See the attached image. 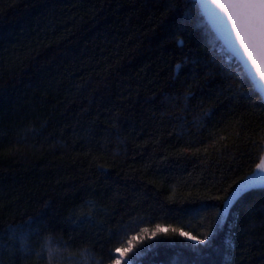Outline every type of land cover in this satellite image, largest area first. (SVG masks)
<instances>
[{"label": "trees", "instance_id": "16d2710c", "mask_svg": "<svg viewBox=\"0 0 264 264\" xmlns=\"http://www.w3.org/2000/svg\"><path fill=\"white\" fill-rule=\"evenodd\" d=\"M170 2L0 0L3 264H25L6 226L27 223L51 236L52 264H93L84 248L99 262L118 226L157 223L169 234L144 242L139 264H264V188L238 199L210 245L172 234L202 238L215 197L253 170L264 110L231 96L224 77L238 62ZM88 201L95 216L81 223L73 213Z\"/></svg>", "mask_w": 264, "mask_h": 264}, {"label": "snow or ice", "instance_id": "6c2138e0", "mask_svg": "<svg viewBox=\"0 0 264 264\" xmlns=\"http://www.w3.org/2000/svg\"><path fill=\"white\" fill-rule=\"evenodd\" d=\"M165 11L184 17L195 14L202 19H207L213 26L214 35L220 47L231 52L239 62L240 72L234 78L231 72H228L224 77L231 96L236 100L247 101L252 108L259 105V108L264 110V0H195V3L193 0H171ZM179 43L182 44L183 41H179ZM193 63H199V61H193ZM225 67L227 71L232 66L226 64ZM190 96L191 93H185V100ZM110 126L116 129L117 133L119 132L117 120L114 119ZM253 136L257 138L251 139L250 144L261 155L255 169L248 176L242 178L245 182L244 186L249 189L257 186L264 187V111L261 112V118ZM234 198L227 194L223 197H215V199L227 203L215 210L210 222L206 225L202 238H197L179 229H172V234L178 233L179 236L191 240L196 245H210V238L213 237L221 222V211H226ZM86 206L87 212L82 210L84 207L82 206L81 210L78 212L74 210L73 213L81 223L85 220L91 222L95 216V202L88 201ZM261 215L264 219V206H262ZM247 219L251 223V216ZM136 223L133 221L134 225ZM6 227L11 233L13 242L19 243L17 250L23 255L25 264H29L28 258L33 255L35 259L30 264H38L39 260L43 258L45 250L48 254L46 264H52L54 251L58 250L52 248L50 235L41 238V230L33 228L31 223L20 226L9 224ZM158 234L168 235V229L162 228L157 223L153 227H140L139 231L133 229L130 233L128 225H120L116 232L109 233L110 241L113 236H119V240L116 242L118 246L110 248L106 257H102L99 262L95 261L88 248L81 249L80 253L86 259H91L93 264H104L105 259L107 264H139L138 258L142 255L143 243L156 238ZM33 236L38 240L36 249L29 246ZM11 246L9 245V247ZM227 254L232 255L230 251ZM0 264H3V261H0Z\"/></svg>", "mask_w": 264, "mask_h": 264}, {"label": "water", "instance_id": "95a60500", "mask_svg": "<svg viewBox=\"0 0 264 264\" xmlns=\"http://www.w3.org/2000/svg\"><path fill=\"white\" fill-rule=\"evenodd\" d=\"M195 1V0H194ZM205 21H206V23L208 24V26L210 27V29H211V31L213 32V34H214V29H213V26L211 25V23L209 22V21H207V19H205ZM228 53H230L231 54V56L233 57V55H232V53L231 52H229L227 49H225ZM234 58V57H233ZM237 62H238V60L236 59V58H234ZM239 63V62H238ZM257 163H259V161L257 162ZM255 169V167L253 168V170ZM252 170V171H253ZM251 171V172H252ZM250 172V173H251ZM249 175V173L246 175V176H248ZM245 176V177H246ZM244 184H245V182L241 179L236 185H235V187L233 188V190L230 192V194L228 195L229 197H235L233 200H232V202H231V204L228 206V209L226 210V211H221V216H220V228H222L223 227V225H224V223L226 222V219H227V217H228V215H229V213H230V211H231V208L233 207V205L238 201V199L241 197V196H243L245 193H247V192H249V191H251V190H255V189H259V188H264V187H260V186H257V187H255V188H251V189H249V188H246L245 186H244ZM225 203H227L226 201H224V203L223 204H225Z\"/></svg>", "mask_w": 264, "mask_h": 264}]
</instances>
